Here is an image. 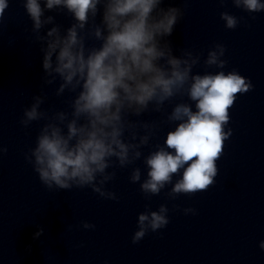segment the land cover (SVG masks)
<instances>
[{"label": "clouds", "instance_id": "1", "mask_svg": "<svg viewBox=\"0 0 264 264\" xmlns=\"http://www.w3.org/2000/svg\"><path fill=\"white\" fill-rule=\"evenodd\" d=\"M164 2L23 0L32 22L28 39L40 45L43 74L40 92L31 96L19 123L29 129L33 122L44 121L35 146L24 158L48 191L90 188L103 199L118 201L116 192L106 185L115 179L116 168H128L141 159L146 177L142 179L140 167H133L129 181L139 184L145 199L158 196L168 185L171 189L165 195L175 200L205 192L216 183L217 161L232 136V129L227 128L230 109L238 94L254 86L235 69L223 71L228 61L223 58L227 49L222 43H215L203 60L205 68L220 69L215 73L193 72L202 53L182 47L180 55H174L167 38L184 18L185 8H165L161 6ZM228 2L218 0L221 6ZM230 2L249 14L264 12L262 0ZM8 7L9 0H0V22ZM53 11L70 16L73 22L64 28L54 15H46ZM220 19L229 30L246 24L244 17L227 11L220 13ZM90 40L99 46L89 45ZM58 81L54 95L72 94L67 101L70 111L42 108L48 100L45 89ZM177 97H187V101L181 99L167 112L166 105ZM149 112L161 113L164 120L131 118ZM161 123L175 127L167 132L163 144L151 145L153 150L145 155L142 149L157 136ZM7 151L0 145V156ZM174 176L180 178L173 182ZM178 208L174 205V210ZM182 211L197 214L192 207ZM168 213L165 204L155 211L145 205V211L138 214L132 243L166 228ZM78 227L95 230L96 225L83 221ZM43 233L38 228L33 239ZM259 248L264 250V240Z\"/></svg>", "mask_w": 264, "mask_h": 264}]
</instances>
